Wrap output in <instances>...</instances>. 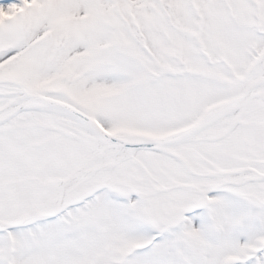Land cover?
I'll return each instance as SVG.
<instances>
[{
	"label": "snow or ice",
	"instance_id": "obj_1",
	"mask_svg": "<svg viewBox=\"0 0 264 264\" xmlns=\"http://www.w3.org/2000/svg\"><path fill=\"white\" fill-rule=\"evenodd\" d=\"M0 264H264V0H0Z\"/></svg>",
	"mask_w": 264,
	"mask_h": 264
}]
</instances>
